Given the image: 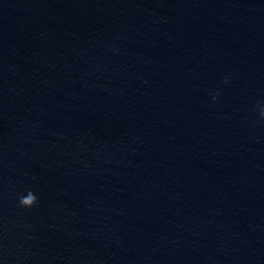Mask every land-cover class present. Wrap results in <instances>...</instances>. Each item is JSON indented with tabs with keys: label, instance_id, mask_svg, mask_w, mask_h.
<instances>
[{
	"label": "water",
	"instance_id": "1",
	"mask_svg": "<svg viewBox=\"0 0 264 264\" xmlns=\"http://www.w3.org/2000/svg\"><path fill=\"white\" fill-rule=\"evenodd\" d=\"M261 103L264 0H0V264H264Z\"/></svg>",
	"mask_w": 264,
	"mask_h": 264
},
{
	"label": "clouds",
	"instance_id": "2",
	"mask_svg": "<svg viewBox=\"0 0 264 264\" xmlns=\"http://www.w3.org/2000/svg\"><path fill=\"white\" fill-rule=\"evenodd\" d=\"M229 77L224 78V82L228 83ZM218 95V94H217ZM216 99V96H213V100ZM257 111L259 114V117L264 120V103L258 104ZM39 203V198L36 194L29 191V195L27 197H21L19 199V206L25 209H30L35 207Z\"/></svg>",
	"mask_w": 264,
	"mask_h": 264
}]
</instances>
